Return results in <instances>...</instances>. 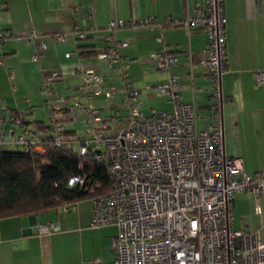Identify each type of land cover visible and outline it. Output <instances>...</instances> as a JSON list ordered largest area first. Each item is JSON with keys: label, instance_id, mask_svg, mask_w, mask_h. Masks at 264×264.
<instances>
[{"label": "crops", "instance_id": "1", "mask_svg": "<svg viewBox=\"0 0 264 264\" xmlns=\"http://www.w3.org/2000/svg\"><path fill=\"white\" fill-rule=\"evenodd\" d=\"M204 8L205 0H0V32H5L0 38V127L7 135L0 149L20 148L15 136L25 130L53 131L45 105L55 97L43 88L52 70L58 74L54 91L67 98L59 116L67 134L93 131L95 113L109 127L127 126L130 95L120 69L145 115L171 111L173 101L156 88L169 77L154 61L164 48L176 58L171 70L178 76L179 98L193 104L197 130L220 120L225 152L239 156L250 175L264 169V83L255 77L264 71V0H223L227 69L219 78L221 98L213 94L215 83L202 63L208 33L180 23ZM113 19H152L153 25L110 29ZM120 41L125 45H118V61L109 68L99 53ZM86 70L100 80L83 91ZM108 89H113L109 97ZM16 113L24 125L13 122ZM91 219L92 203L83 201L67 210L1 218L0 264H90L94 259L114 264L117 227L90 226ZM232 222L235 229L258 231L264 239V197L237 192ZM39 225L58 227L41 232Z\"/></svg>", "mask_w": 264, "mask_h": 264}, {"label": "built area", "instance_id": "2", "mask_svg": "<svg viewBox=\"0 0 264 264\" xmlns=\"http://www.w3.org/2000/svg\"><path fill=\"white\" fill-rule=\"evenodd\" d=\"M225 20L223 0H205L203 10L180 21L208 33L202 63L215 83L213 94L219 97V78L227 69ZM135 25L152 26L153 21L109 22L110 29ZM4 34L0 32V38ZM108 39L113 40L111 35ZM119 44L125 45V41L108 45L99 53L109 68L118 61L115 52ZM154 61L158 70L168 72V81L156 88L173 101L172 110L145 115L130 79L120 69L118 75L130 95L129 123L112 128L95 113V126H91L94 130L90 132L88 127L82 136L67 134L59 119L60 105L67 98L53 89L57 72L45 75L44 91L55 97L45 105L48 121L54 125L52 132L48 129L49 142L55 148L103 163L112 181L109 192L91 198V226L117 227L112 239L114 264H264V239L260 233L235 229L232 222L237 192L264 197V169L250 175L239 156L225 152L220 120L197 130L193 104L179 98L178 76L171 70L176 64L175 56L162 48L154 54ZM255 77L264 83L263 70L256 71ZM99 80L93 71H84L82 90H92ZM105 93L109 97L113 89ZM14 122L19 124L20 119ZM44 136L25 130L16 134L15 140L21 147L30 144L43 152ZM6 137L0 127V142ZM68 181L82 185L85 182L80 175ZM69 207L65 205L63 209ZM57 227L39 225L38 229L47 232ZM90 264L100 262L94 259Z\"/></svg>", "mask_w": 264, "mask_h": 264}, {"label": "trees", "instance_id": "3", "mask_svg": "<svg viewBox=\"0 0 264 264\" xmlns=\"http://www.w3.org/2000/svg\"><path fill=\"white\" fill-rule=\"evenodd\" d=\"M17 118L19 125L25 124L22 114L16 113L13 122ZM48 136L50 134L44 136L43 152L30 144L0 149V219L72 206L112 189L108 169L103 163L55 148ZM74 175L82 176L84 185L69 184V178Z\"/></svg>", "mask_w": 264, "mask_h": 264}, {"label": "rangeland", "instance_id": "4", "mask_svg": "<svg viewBox=\"0 0 264 264\" xmlns=\"http://www.w3.org/2000/svg\"><path fill=\"white\" fill-rule=\"evenodd\" d=\"M75 148L77 149V146L76 145H75ZM82 201L85 202V203H87V204H90L91 203V199H85V200H82ZM90 226H91V222H90Z\"/></svg>", "mask_w": 264, "mask_h": 264}, {"label": "water", "instance_id": "5", "mask_svg": "<svg viewBox=\"0 0 264 264\" xmlns=\"http://www.w3.org/2000/svg\"><path fill=\"white\" fill-rule=\"evenodd\" d=\"M221 98V97H220Z\"/></svg>", "mask_w": 264, "mask_h": 264}]
</instances>
